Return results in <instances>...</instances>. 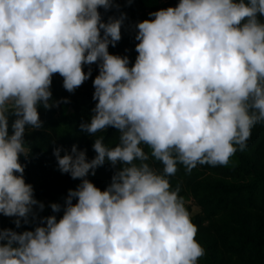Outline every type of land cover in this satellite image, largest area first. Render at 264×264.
I'll return each instance as SVG.
<instances>
[{
    "label": "clouds",
    "instance_id": "obj_1",
    "mask_svg": "<svg viewBox=\"0 0 264 264\" xmlns=\"http://www.w3.org/2000/svg\"><path fill=\"white\" fill-rule=\"evenodd\" d=\"M101 8L119 11L118 0H0V216L15 225L0 227V264H198V228L169 178L178 165H226L264 123V0L150 12L133 26L134 63L109 50L127 14L105 20ZM93 65L95 105L80 130L95 156L53 149L58 170L80 182L41 215L21 162L32 155L26 133L44 128L41 107L69 102L53 98V77L74 93ZM109 128L114 145L98 135ZM106 163L101 189L89 176Z\"/></svg>",
    "mask_w": 264,
    "mask_h": 264
},
{
    "label": "trees",
    "instance_id": "obj_2",
    "mask_svg": "<svg viewBox=\"0 0 264 264\" xmlns=\"http://www.w3.org/2000/svg\"><path fill=\"white\" fill-rule=\"evenodd\" d=\"M178 2L164 0L145 7L141 0H132L131 3L118 0L119 11L113 8L105 12L101 8L105 20L120 12L127 14L122 39L115 47L110 46V52L127 55L134 63L137 56L135 45L138 43L133 27L135 22L148 19L150 12L175 6ZM92 68V77L74 93L66 91L63 78L55 75L53 98L59 100L67 97L69 102L49 110L41 107L39 111L44 128L26 133L25 139L31 146L32 155L27 161L21 157V162L27 165L24 176L26 182L33 185L36 198H46V208L41 215L52 214L47 205L51 202L62 203L68 189L75 188L80 182L58 170L53 149L60 145L70 149L77 144L81 149H87L89 159L95 156L93 137L80 130L81 121L89 118L95 105L92 80L98 74V68L95 65ZM98 135H104L106 144L118 142L115 129L109 128ZM150 163L161 167L158 162ZM113 171L106 163L89 178L104 189L110 183ZM169 179L173 189L180 187L181 197H192L199 207L198 212L190 215L198 228L196 239L205 249V255L198 264H264V123L253 127L247 148L237 150L226 165H197L190 173L183 165H178L176 175ZM0 227L14 228L13 218L0 216Z\"/></svg>",
    "mask_w": 264,
    "mask_h": 264
},
{
    "label": "rangeland",
    "instance_id": "obj_3",
    "mask_svg": "<svg viewBox=\"0 0 264 264\" xmlns=\"http://www.w3.org/2000/svg\"><path fill=\"white\" fill-rule=\"evenodd\" d=\"M164 0H141L142 4L145 7L151 6L153 4H160L162 3ZM68 109L71 110V107L69 106ZM182 198L184 199L185 202V206L187 208V210L189 211L190 215H193L194 213L199 211V207L198 205L194 202V200L192 199V197L190 196H182ZM41 201H44L46 204V198L45 197H39L37 198Z\"/></svg>",
    "mask_w": 264,
    "mask_h": 264
}]
</instances>
